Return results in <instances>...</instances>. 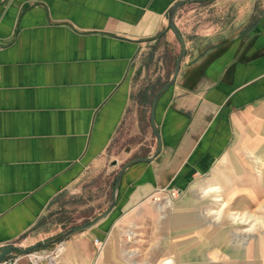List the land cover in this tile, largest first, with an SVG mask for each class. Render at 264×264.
Wrapping results in <instances>:
<instances>
[{
	"label": "crops",
	"instance_id": "obj_1",
	"mask_svg": "<svg viewBox=\"0 0 264 264\" xmlns=\"http://www.w3.org/2000/svg\"><path fill=\"white\" fill-rule=\"evenodd\" d=\"M177 1L0 0V248L106 168L180 53ZM207 1L175 15L186 51L156 106L159 155L56 264H264V0Z\"/></svg>",
	"mask_w": 264,
	"mask_h": 264
},
{
	"label": "rangeland",
	"instance_id": "obj_2",
	"mask_svg": "<svg viewBox=\"0 0 264 264\" xmlns=\"http://www.w3.org/2000/svg\"><path fill=\"white\" fill-rule=\"evenodd\" d=\"M208 1L206 5L209 6L211 0ZM173 67L174 62L172 61L164 66L165 82L158 89L169 80ZM153 75V66L148 71L137 74L134 79V92L144 89L148 79L154 80ZM150 102L151 99L144 107L134 105L133 120L129 126L123 128V131L121 130L118 139L113 141L109 149L106 168L83 177L77 193L62 194L46 210L43 219L29 232L28 236H25L27 238H22L24 247L27 248L33 243L37 244L58 238L71 228L80 226L105 211L111 200L114 180L121 167L130 160L150 156L152 151L156 149L154 137L151 134ZM165 197H177V194L174 196L171 193ZM54 246L56 245H52L46 250ZM60 248H63V243ZM59 257L61 258L62 254Z\"/></svg>",
	"mask_w": 264,
	"mask_h": 264
},
{
	"label": "water",
	"instance_id": "obj_3",
	"mask_svg": "<svg viewBox=\"0 0 264 264\" xmlns=\"http://www.w3.org/2000/svg\"><path fill=\"white\" fill-rule=\"evenodd\" d=\"M195 1H197V0H179L176 3H174L167 11V27L169 30H171V32L174 34V36L178 40V42L180 44V53L178 54V56L175 60L172 75L170 76L169 80L160 89H158L155 92V94L152 98V101H151L150 122H151L152 131H153V134L155 136L156 143H157L156 150L150 156H148L146 158H136V159L130 160L129 162H127L126 164H124L121 167V169L119 170V172L116 176V179H115V184H114V188L112 190L110 203L108 204V206L104 212L95 216L93 219L87 221L86 223H84L80 226H76V227L71 228L70 230L63 233L58 238L50 239V240H47L44 242H40V243H37L33 246L27 247L25 249H20L16 246H13V245L3 246L0 248V263L8 261V260H12V259L19 257V256L27 255V254L32 253L34 251H37L39 249H46L52 245L61 244L66 239H68V238H70L76 234H80L86 230L92 229L100 221L105 219L113 210L116 199H117V189L119 187L123 172L129 166H131L133 164L149 163V162L153 161L159 155V153L161 151V139H160V135H159V131L157 129L156 119H155L156 106H157V103H158L160 97L162 96V94L165 93L174 84L176 77L178 75L182 60L185 56V51H186L185 42H184L180 32L178 31L177 27L175 26L174 19H175V15H176L178 9L181 6H183L187 3L195 2Z\"/></svg>",
	"mask_w": 264,
	"mask_h": 264
},
{
	"label": "built area",
	"instance_id": "obj_4",
	"mask_svg": "<svg viewBox=\"0 0 264 264\" xmlns=\"http://www.w3.org/2000/svg\"><path fill=\"white\" fill-rule=\"evenodd\" d=\"M61 245H62V243L54 246L53 248L47 249V250L46 249H40V250L34 251L32 253H29L27 255L19 256V257L12 259V260L2 262L0 264H56L57 259L60 255V252L62 249V248H60ZM94 245H95V249H96V258H97L101 252L102 243L99 240L95 239ZM15 246L20 248V249L26 248L23 246V240L21 242L15 244ZM93 264H95V260H94Z\"/></svg>",
	"mask_w": 264,
	"mask_h": 264
},
{
	"label": "trees",
	"instance_id": "obj_5",
	"mask_svg": "<svg viewBox=\"0 0 264 264\" xmlns=\"http://www.w3.org/2000/svg\"><path fill=\"white\" fill-rule=\"evenodd\" d=\"M114 184H115V180H114Z\"/></svg>",
	"mask_w": 264,
	"mask_h": 264
}]
</instances>
